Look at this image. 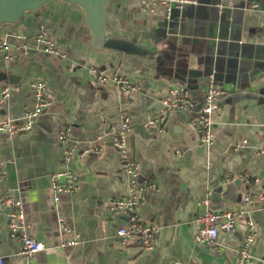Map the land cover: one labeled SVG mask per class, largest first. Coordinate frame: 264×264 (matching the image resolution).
Returning a JSON list of instances; mask_svg holds the SVG:
<instances>
[{
    "label": "crops",
    "instance_id": "1",
    "mask_svg": "<svg viewBox=\"0 0 264 264\" xmlns=\"http://www.w3.org/2000/svg\"><path fill=\"white\" fill-rule=\"evenodd\" d=\"M198 1L183 6L186 23L178 35L170 36L173 49L165 52L167 46L160 43L162 52L153 56L93 48L83 11L60 1L27 12L17 23L0 26V40L12 46L10 58L0 51V73L6 75L0 80V90L8 86L11 91L8 98H0V118L20 117L31 107L29 83L33 79L45 81L49 102L29 133H0V198L10 193L21 199L29 235L43 243L33 256L35 264H169L172 258L175 264H232L244 236L246 216L236 219L231 232H220L213 244L194 240L195 217L206 209L220 213L246 207L243 177L250 179L254 197L249 208L257 233L254 264H264V78L260 77L264 72V0H230L235 4L251 1L258 7L225 9L220 15L215 6L220 0ZM149 7L139 0H110L106 34L150 45L152 28L165 8L158 1ZM229 14L230 32L217 25V21L227 23ZM39 30L65 57L34 48L33 35ZM238 39L240 46L234 41ZM23 44L28 47L25 51L20 47ZM211 66L222 73L223 82L234 85L224 83L228 92L213 119L215 139L210 149L198 140L189 112L169 110L163 131L142 126L146 117L161 114L160 99L173 84L188 85L199 102ZM90 67L108 76L122 73L140 88L121 92L110 82L99 84ZM8 74L15 76L9 79ZM123 114L130 122V153L158 186L139 209L141 218L158 229L150 251L132 240L120 242L115 230L125 219L108 206L111 198L126 193L120 154L109 134ZM64 127H70L78 150H93L71 160L69 166L77 173L79 185L63 193L57 204L51 175L63 166L64 144L57 136ZM231 176L234 179L227 180ZM205 196L206 206L199 204ZM60 217L70 233L60 231ZM8 221L0 205L2 264H25L22 243L9 236ZM75 234L76 244L63 245Z\"/></svg>",
    "mask_w": 264,
    "mask_h": 264
},
{
    "label": "built area",
    "instance_id": "2",
    "mask_svg": "<svg viewBox=\"0 0 264 264\" xmlns=\"http://www.w3.org/2000/svg\"><path fill=\"white\" fill-rule=\"evenodd\" d=\"M143 7L157 1L162 4L165 11L169 10L171 1L182 3H196V0H139ZM258 4L251 2L245 5L244 9H255ZM17 38H26V35H17ZM34 48L47 54H55L65 57V53L56 45L55 42L48 40L39 30L33 35ZM11 44L6 40H0V51L5 53V58H10L8 52ZM21 50L28 49L23 44ZM91 75L95 82L99 84L112 83L121 92H136L139 90V84L128 78L122 73L106 75L96 67H90ZM32 92V105L24 111L20 117H2L0 118V133L13 136L15 134L29 133L39 116L47 108L49 102L46 98V84L43 79H33L29 83ZM228 92L223 86L218 85L211 77L205 82L204 92L201 100L197 102L191 95L190 89L184 83L173 84L168 88L167 95L160 99L161 114L158 117H146L141 121L143 127H158L163 131L166 115L169 110H183L190 113V121L194 126L198 140L207 149L214 144V116L220 110V99ZM10 88L4 86L0 90V98L5 99L10 96ZM130 122L128 115L123 114L121 120L109 128L111 143L120 154V171L126 179V193L121 197L111 198L109 201V210L116 215H121L125 223L115 230V236L124 243L132 240L135 245L143 250H152L155 246L158 229L151 222L144 221L139 215V209L145 203L146 195L150 192H157L158 186L154 179L142 172L137 160L130 153L128 146V133ZM70 127H64L58 133V140L64 144L63 148V166L51 175V189L53 191V201L60 202L61 195L75 191L79 185L77 173L69 166L74 157L86 154L93 150L91 147L77 149L76 142L71 138ZM242 142H246L245 139ZM95 150V149H94ZM262 151V150H261ZM3 162L0 159V172L2 173ZM234 176L228 177L232 181ZM257 180V179H256ZM247 185V191L243 197L245 206H236L226 209L223 212L216 213L210 210L200 212L195 217L198 230L194 235V240L201 243H212L220 232H231L234 228L236 219L240 216L245 217V232L241 239L232 261V264H254L253 244L256 238V229L253 219L250 217L249 208L254 203V197L251 196L250 179L243 177ZM209 194V192H208ZM199 204L207 205L208 196L203 197ZM0 205L6 210L9 217L8 233L9 236L22 243V254L25 258V264H35L33 256L36 252L43 249V243L29 235L28 224L25 213L22 208L21 199L17 196L6 193L0 198ZM247 206H249L247 208ZM62 218H59V227L62 233H70L71 228L63 224ZM78 235L75 234L71 239L66 240L63 245H74L77 243ZM0 257V264H2Z\"/></svg>",
    "mask_w": 264,
    "mask_h": 264
},
{
    "label": "water",
    "instance_id": "3",
    "mask_svg": "<svg viewBox=\"0 0 264 264\" xmlns=\"http://www.w3.org/2000/svg\"><path fill=\"white\" fill-rule=\"evenodd\" d=\"M55 1L76 5L83 11V23L91 33V46L93 48L108 49L125 54L140 56H153L162 52V50L158 48V44L160 43H164L167 46V49L164 50L165 52L172 50L173 47L170 42V36L178 35L181 32V25L183 26L186 23L182 13L184 9L183 6L193 4H178L177 2L171 1L169 3L168 12L164 10V12L160 14V17L157 19L156 25L152 28L154 38L150 45L139 43L133 39L109 36L106 34V16L110 0H0V26L4 24L17 23L27 12L36 11L43 5ZM198 3L199 1L196 0L195 4ZM249 3H251V1L246 4H235L230 3V0H220L215 4V6L217 7L218 14L220 15V13L224 12L225 9H244L245 5H248ZM227 19V23L217 21V25L219 28L224 25L227 31L230 32L231 30L229 28L231 27L229 24L232 23V16L229 14ZM229 37L228 35L226 36V38H228L227 40L230 41L231 38ZM234 41L238 44V46L242 43L240 39ZM5 76L6 75H4V73H0V80H3ZM7 76L9 79H12L15 75L8 74ZM221 76L222 73H218L215 66H211L204 77V81L206 82L212 77L220 86H224V83L227 84V86L232 84L230 87L234 85V82H223ZM261 76L264 78V72L260 74V77ZM239 83L240 86H243L241 84H244L240 79ZM246 84H249V81H247ZM175 262L176 260L172 258L169 264H175Z\"/></svg>",
    "mask_w": 264,
    "mask_h": 264
}]
</instances>
